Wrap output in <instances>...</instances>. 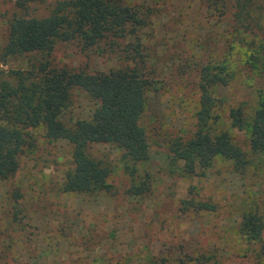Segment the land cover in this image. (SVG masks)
Returning a JSON list of instances; mask_svg holds the SVG:
<instances>
[{"label":"rangeland","instance_id":"1","mask_svg":"<svg viewBox=\"0 0 264 264\" xmlns=\"http://www.w3.org/2000/svg\"><path fill=\"white\" fill-rule=\"evenodd\" d=\"M56 1L18 9L14 0H0V49L13 14L44 16ZM214 1L158 0L153 27L144 30L157 82L148 92L142 122L148 158L136 163V170L125 166L116 146L93 145L90 156L110 170L106 188L64 193L60 186L72 168L70 145L49 142L40 128L28 129L18 169L0 179V264H264L239 230L242 215L258 206L264 182V163L250 150L247 130H232L249 161L242 170L217 156L206 169L185 175L169 149L192 129L198 107L195 63L208 64L212 72L223 63L239 69L249 57L258 63L259 69L236 70L228 86L218 87L223 100L213 128L226 127L222 118L228 106L242 101L253 108L264 95V0H229L226 6ZM32 59L12 56L0 68H26ZM51 61L88 72H107L118 64L114 57L81 51L76 42L56 43ZM187 63L191 69L184 72ZM94 107L87 93L74 89L61 120L87 119ZM140 180L146 191L128 193ZM188 200L214 209L186 208Z\"/></svg>","mask_w":264,"mask_h":264},{"label":"trees","instance_id":"2","mask_svg":"<svg viewBox=\"0 0 264 264\" xmlns=\"http://www.w3.org/2000/svg\"><path fill=\"white\" fill-rule=\"evenodd\" d=\"M44 1L14 0V5L25 9L31 3ZM222 1L225 6L230 2ZM157 2L58 0L44 16H11L6 41L0 49V63L5 64L12 56L31 55L33 59L26 68H0L1 180L10 178L18 169L28 129L32 128L42 129L49 142L64 140L71 147L72 168L65 173L60 186L64 193H98L106 188L110 170L90 156L88 148L93 145L109 144L121 149L125 166L131 170H136V163L147 160L148 136L142 122L148 92L157 82V68L150 60L144 30L153 27V18L158 15ZM58 42H76L81 51L114 57L117 67L107 72H88L52 65L51 54ZM254 62L249 57L239 69L235 64H218L213 72L208 64L195 63L198 107L192 129L169 145L185 175L206 169L217 156L230 160L236 169H245L249 161L234 140L232 130H247L250 150L261 155L264 163V95H258L253 108L242 101L228 106L222 118L226 127H212L223 100L216 90L228 86L236 70L238 73L240 69L257 68L258 63ZM190 69L189 63L183 67L184 72ZM260 73H264V63ZM74 89L87 93L95 107L89 118L66 124L61 114ZM146 189L140 180L127 191L140 195ZM258 203L242 215L239 230L256 245V255L264 260V182ZM184 205L195 210L214 209L205 201L188 200ZM162 263L166 264V260Z\"/></svg>","mask_w":264,"mask_h":264}]
</instances>
